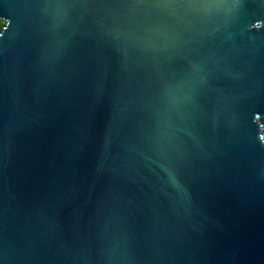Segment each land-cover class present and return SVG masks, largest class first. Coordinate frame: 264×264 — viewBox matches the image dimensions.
Masks as SVG:
<instances>
[{
    "label": "water",
    "instance_id": "95a60500",
    "mask_svg": "<svg viewBox=\"0 0 264 264\" xmlns=\"http://www.w3.org/2000/svg\"><path fill=\"white\" fill-rule=\"evenodd\" d=\"M0 20V264H264V0Z\"/></svg>",
    "mask_w": 264,
    "mask_h": 264
},
{
    "label": "rangeland",
    "instance_id": "374dc122",
    "mask_svg": "<svg viewBox=\"0 0 264 264\" xmlns=\"http://www.w3.org/2000/svg\"><path fill=\"white\" fill-rule=\"evenodd\" d=\"M0 26L2 27L3 26V23H2V21L0 20Z\"/></svg>",
    "mask_w": 264,
    "mask_h": 264
},
{
    "label": "trees",
    "instance_id": "16d2710c",
    "mask_svg": "<svg viewBox=\"0 0 264 264\" xmlns=\"http://www.w3.org/2000/svg\"><path fill=\"white\" fill-rule=\"evenodd\" d=\"M1 28H2V27L0 26V30H1Z\"/></svg>",
    "mask_w": 264,
    "mask_h": 264
}]
</instances>
